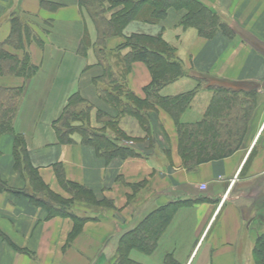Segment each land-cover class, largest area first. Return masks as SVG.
Returning a JSON list of instances; mask_svg holds the SVG:
<instances>
[{
    "label": "crops",
    "instance_id": "1",
    "mask_svg": "<svg viewBox=\"0 0 264 264\" xmlns=\"http://www.w3.org/2000/svg\"><path fill=\"white\" fill-rule=\"evenodd\" d=\"M196 1L232 36L219 30L202 37L195 27L181 26L186 11L172 9L157 24L131 21L122 36L106 43L114 78L142 101L152 73L136 62L124 74L131 49L121 46L145 35L175 49L185 76L164 86L159 97L191 95L190 103L178 120L155 107L141 122L118 117L113 100L101 96L111 90L96 82L103 73L98 33L83 0H0V44L9 41L16 19L26 48L6 44V50L20 60L27 53L37 69L29 80L0 76V87L23 89L13 128L27 154L17 166L15 136L0 139V179L9 189L0 192V264H109L120 239L157 216L165 218V230L150 254L131 251L135 263L256 264L254 249L264 238V0ZM221 88L252 106L242 145L229 156L193 165L179 127L190 133L207 126ZM75 95L89 111L85 125L76 122L74 128L84 126L88 135L137 155L109 154L97 143L101 139L85 143L78 130L65 141L57 122ZM29 168L40 179L37 188ZM29 196L55 208L63 203L69 216H50Z\"/></svg>",
    "mask_w": 264,
    "mask_h": 264
},
{
    "label": "trees",
    "instance_id": "2",
    "mask_svg": "<svg viewBox=\"0 0 264 264\" xmlns=\"http://www.w3.org/2000/svg\"><path fill=\"white\" fill-rule=\"evenodd\" d=\"M103 1L109 2L108 9L103 6ZM83 7L93 19L98 33V59L103 73L96 82L111 90V92L107 90L101 92V96L113 100V105L119 111L118 117L128 114L139 117L141 122L146 121V113L154 110L155 107L165 109L178 120L180 114L188 107L192 96L160 98L159 91L164 86L185 76V72L176 58L175 49L161 38L135 35L128 39L127 43L121 46V49H131L124 58V74L130 72L136 62H143L148 66L153 76L152 85L147 89V100H139L127 89L117 90V87L120 88V84L114 78L112 68L105 55L108 40L122 36L124 28L131 21L138 20L157 24L164 20L168 11L172 9L186 11L187 14L183 18L181 26L184 28L195 27L202 37L211 38L219 30L229 37L232 36V30L220 22L214 12L196 0H83ZM108 12L112 13L110 18L107 17ZM20 33L18 21L15 19L9 41L0 44V76H19L29 80L36 74L37 69L30 64L27 53L23 60H20L18 56L9 53L5 46L8 44L16 51L24 50L26 46L19 38ZM85 44H89L88 40H85ZM216 94L217 98L213 101L207 126L190 133L183 132L182 127H179L180 144L182 147L183 145L187 147L190 155L193 156L187 159L193 165L229 156L242 145L243 135L247 129L246 124L252 114L251 104L222 88L217 89ZM22 95L23 89L0 87V139L9 134L15 136L14 158L17 166L27 159L24 142L18 135H15L13 128V120ZM85 105L87 103L80 95L73 96L65 113L57 122V131L65 141L71 133L77 130L73 124L83 123L87 118L89 107L84 108ZM81 130L86 137L85 143L91 144L96 141L95 139H101L97 140V143L109 154L110 152L116 155L120 154L123 158L137 155L129 148L116 149L114 144L105 137L94 138L95 135H88V131L84 127ZM25 172L28 173L37 188L40 179L35 172L30 168ZM8 190L6 183L0 179V192ZM43 192L51 202L59 201L53 194ZM29 197L38 205L44 204L43 206L50 216H69L63 209V203L59 202L60 207L55 208L53 203L37 200L35 196ZM165 226V218L161 219L157 216L154 220H150L149 217L134 231L125 234L120 239L112 264H138L129 258L131 251L140 250L148 254L153 252ZM254 260L256 264H264V238L257 242L254 249Z\"/></svg>",
    "mask_w": 264,
    "mask_h": 264
},
{
    "label": "rangeland",
    "instance_id": "3",
    "mask_svg": "<svg viewBox=\"0 0 264 264\" xmlns=\"http://www.w3.org/2000/svg\"><path fill=\"white\" fill-rule=\"evenodd\" d=\"M0 80H2L1 78H0ZM122 83H121V85H120V89L119 90H121V88H122V90H123V87H122ZM124 91V90H123ZM84 124V123H83ZM85 125V124H84ZM84 127V126H83ZM82 128H81V126H80V128H77V130L78 131H80V132H82V130H81ZM63 208V207H62ZM64 209V208H63ZM65 210V209H64ZM113 258H115V255H114V257ZM112 262H113V260L109 263V264H112Z\"/></svg>",
    "mask_w": 264,
    "mask_h": 264
},
{
    "label": "bare ground",
    "instance_id": "4",
    "mask_svg": "<svg viewBox=\"0 0 264 264\" xmlns=\"http://www.w3.org/2000/svg\"><path fill=\"white\" fill-rule=\"evenodd\" d=\"M261 28H262V30H264V25ZM4 260H5V263H6L7 262V259L5 258Z\"/></svg>",
    "mask_w": 264,
    "mask_h": 264
}]
</instances>
